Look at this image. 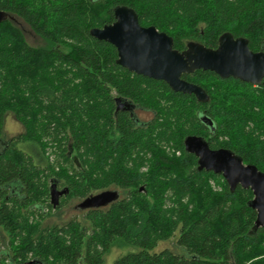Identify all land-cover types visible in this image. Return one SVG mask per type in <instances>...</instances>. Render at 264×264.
<instances>
[{
  "label": "trees",
  "instance_id": "trees-1",
  "mask_svg": "<svg viewBox=\"0 0 264 264\" xmlns=\"http://www.w3.org/2000/svg\"><path fill=\"white\" fill-rule=\"evenodd\" d=\"M117 5L170 35L179 51L189 41L216 48L225 32L264 50V0H0L8 15L0 22V141L6 112L23 126L0 149V264H105L115 246L136 250L113 264H264L251 189L231 191L184 147L200 136L264 172V78L254 85L183 73L206 91L202 102L129 71L111 43L89 33L112 23ZM9 16L40 42L30 44ZM116 97L151 118L115 112ZM52 183L64 190L56 207ZM112 188L118 198L82 219L44 222L71 199ZM173 236L184 251H153Z\"/></svg>",
  "mask_w": 264,
  "mask_h": 264
},
{
  "label": "water",
  "instance_id": "water-1",
  "mask_svg": "<svg viewBox=\"0 0 264 264\" xmlns=\"http://www.w3.org/2000/svg\"><path fill=\"white\" fill-rule=\"evenodd\" d=\"M114 21L89 30L91 36L111 43L117 51L116 63L129 71L165 81L175 92L194 94L198 101L206 102V91L181 77L197 69L214 71L221 78L233 77L254 85L264 78V50L252 51L245 37L220 35L216 48L189 41L182 51L173 47V38L153 25L142 26L135 10L125 5L113 9ZM8 15L0 10V22ZM116 103L121 98H115ZM211 126L212 121L202 117ZM185 150L197 157L199 170L219 173L233 191L237 185L253 192L251 208L256 210L254 229L264 226V172L253 164H245L234 152L212 149L203 137L189 135L184 139ZM50 203L56 207L64 190L50 185ZM119 196L116 189H106L82 199L81 208L105 206Z\"/></svg>",
  "mask_w": 264,
  "mask_h": 264
},
{
  "label": "rangeland",
  "instance_id": "rangeland-1",
  "mask_svg": "<svg viewBox=\"0 0 264 264\" xmlns=\"http://www.w3.org/2000/svg\"><path fill=\"white\" fill-rule=\"evenodd\" d=\"M15 24H17L24 32L27 41L34 45L38 44L40 40L33 35L30 31L29 27L23 23L20 19L16 16H9ZM150 113H141L140 117L143 119L150 118ZM23 131V126L14 118V115L11 112H6L3 132H2V141H0V149L3 145V142L8 140L9 138L19 134ZM61 190L60 188H57ZM114 189V188H112ZM81 199L73 198L70 200L69 204L65 207H62L53 215L46 216L44 222L45 223H61L66 221L72 217H76L82 219V215L85 211V208H81L78 206ZM87 209V208H86ZM45 210V209H43ZM177 235V232H176ZM168 248L174 252H182L184 251L183 248H179L176 244V236L171 237L168 240L160 241L157 246L153 249V251H159L161 249ZM128 250H136L135 248L131 247H113L111 248L110 252L105 255V264H113V261L121 254L127 252ZM7 251V234L0 229V254Z\"/></svg>",
  "mask_w": 264,
  "mask_h": 264
},
{
  "label": "flooded vegetation",
  "instance_id": "flooded-vegetation-1",
  "mask_svg": "<svg viewBox=\"0 0 264 264\" xmlns=\"http://www.w3.org/2000/svg\"><path fill=\"white\" fill-rule=\"evenodd\" d=\"M117 111H124V112L128 113L129 116L134 118L136 121H148L152 116V113L150 111L140 109L139 107H136L133 104H131L130 102L123 100V99H121L120 102L116 103L115 112H117ZM141 113H150L151 114L150 118H148V119L141 118L140 117ZM56 187L63 190V186H61V185L57 184Z\"/></svg>",
  "mask_w": 264,
  "mask_h": 264
}]
</instances>
